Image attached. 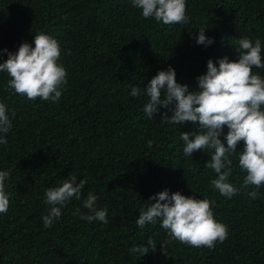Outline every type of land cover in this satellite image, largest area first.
<instances>
[{"label": "trees", "instance_id": "trees-1", "mask_svg": "<svg viewBox=\"0 0 264 264\" xmlns=\"http://www.w3.org/2000/svg\"><path fill=\"white\" fill-rule=\"evenodd\" d=\"M186 15L188 23L165 25L144 18L133 0H0V63L22 43L34 48L35 35L44 33L58 41V63L67 72L56 102L16 94L8 73L0 72V103L12 122L0 133L7 140L0 144V171L10 174L0 264H264V186L242 188L244 142L229 157L228 182L240 189L229 199L213 188L216 173L204 166L214 150L184 155L181 133L196 125L163 118L174 106L154 118L143 111L150 99L144 88L159 71L173 68L177 83L195 90L209 59L217 67L225 57L237 61L235 48L245 37L261 41L264 61V0H186ZM202 27L214 40L210 46L196 43ZM253 72L264 78V68ZM132 87L140 89L138 97L130 95ZM71 173L87 180L81 197L66 202L45 228L51 207L45 192ZM164 190L215 201L214 218L228 229L224 242L213 249L182 244L159 219L138 227L141 209ZM254 190L255 200L248 195ZM90 192L97 209L107 207L108 223L80 219ZM149 238L154 251L130 253Z\"/></svg>", "mask_w": 264, "mask_h": 264}, {"label": "clouds", "instance_id": "clouds-1", "mask_svg": "<svg viewBox=\"0 0 264 264\" xmlns=\"http://www.w3.org/2000/svg\"><path fill=\"white\" fill-rule=\"evenodd\" d=\"M133 5L142 9L144 18L154 17L165 25L189 22L186 15V0H133ZM196 37L197 45L210 46L214 40L205 36L206 28H200ZM35 47L22 43L18 52H8V58L0 63V72H7L10 79L8 87L16 94L29 100L41 98L56 102L62 95L61 87L67 84V72L58 63L61 49L52 36L40 33L35 35ZM235 48L238 60L230 62L227 57L216 63L209 59L207 72L197 77L198 87L189 90L188 85L176 81V72L169 67L157 73L148 83L146 95L150 98L143 111L149 118L159 112L160 108L174 106L168 122L196 125L192 132H182L184 155L191 157L194 152L205 148L214 150L210 162L204 166L216 173L211 185L222 196L231 199L240 189L228 182L231 175V154L237 153L238 144L243 141L240 151L239 166L246 173L242 188L252 186L259 189L264 186V78L254 73V68H264L261 41L248 38L238 41ZM7 52V49L2 50ZM138 87H132L130 95L138 97ZM163 95V98H162ZM7 106L0 103V133L7 134L12 127ZM228 132L224 135V128ZM221 136H224L225 143ZM7 143L0 135V144ZM9 172L0 171V214L9 208V194L6 192V180ZM87 180L77 181L74 174L63 180L61 186L49 188L45 192V203L50 207L43 217L45 228L52 227L54 221L61 217V209L72 198L80 199ZM248 195L255 200L258 192ZM155 203L147 204L141 209L136 224L143 228L159 219L161 227L168 231L172 239L193 247L213 249L217 242L223 243L227 238V227L214 218L215 201L186 197L180 192L169 194L164 190L149 198ZM97 196L91 192L83 202L88 214L80 215L81 220L108 223L107 207L97 209ZM74 214H79L76 209ZM163 246V245H162ZM164 247V246H163ZM156 243L147 240V246H134L130 253H139L142 257L154 251Z\"/></svg>", "mask_w": 264, "mask_h": 264}]
</instances>
